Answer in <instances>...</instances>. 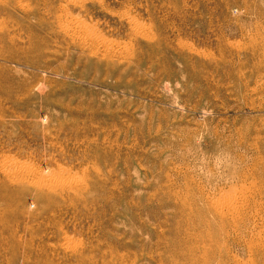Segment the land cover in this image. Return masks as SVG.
<instances>
[{
	"label": "rangeland",
	"instance_id": "rangeland-1",
	"mask_svg": "<svg viewBox=\"0 0 264 264\" xmlns=\"http://www.w3.org/2000/svg\"><path fill=\"white\" fill-rule=\"evenodd\" d=\"M0 264H264V0H0Z\"/></svg>",
	"mask_w": 264,
	"mask_h": 264
},
{
	"label": "bare ground",
	"instance_id": "bare-ground-1",
	"mask_svg": "<svg viewBox=\"0 0 264 264\" xmlns=\"http://www.w3.org/2000/svg\"><path fill=\"white\" fill-rule=\"evenodd\" d=\"M80 24V23H79ZM74 25H77V24H74ZM69 26H71V25H69ZM79 26H81V24L79 25ZM92 27V26H91ZM82 27H80V29H81ZM97 28V27H96ZM79 29V30H80ZM70 30V29H69ZM76 30H78V28L76 29ZM82 31V30H81ZM75 32V31H74ZM93 32V31H92ZM91 32H88V34H86V35H84L83 34V36H82V38H86V41L85 42H87V41H89V40H91V41H96V39H97V37H96V35L95 34H90ZM74 34H77V33H74ZM80 38H81V36H80ZM89 39V40H88ZM99 39H100V36H99ZM84 40V39H83ZM98 40V39H97ZM100 41V40H99ZM95 43V42H94ZM99 44V43H98ZM104 50V49H103Z\"/></svg>",
	"mask_w": 264,
	"mask_h": 264
}]
</instances>
